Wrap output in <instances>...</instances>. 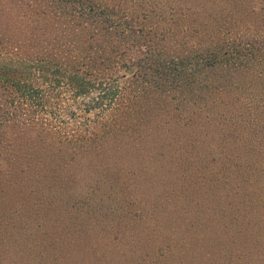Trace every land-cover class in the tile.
<instances>
[{"label":"rangeland","instance_id":"1","mask_svg":"<svg viewBox=\"0 0 264 264\" xmlns=\"http://www.w3.org/2000/svg\"><path fill=\"white\" fill-rule=\"evenodd\" d=\"M165 3L180 32L183 7L193 16L200 47L232 49L215 70L216 122L0 189L1 264H183L187 239L218 264H264V0Z\"/></svg>","mask_w":264,"mask_h":264},{"label":"trees","instance_id":"2","mask_svg":"<svg viewBox=\"0 0 264 264\" xmlns=\"http://www.w3.org/2000/svg\"><path fill=\"white\" fill-rule=\"evenodd\" d=\"M165 2L0 0L1 190L145 148L173 123L214 125L215 70L232 49L200 47L193 16L183 7L180 32ZM195 251L183 241V264H218Z\"/></svg>","mask_w":264,"mask_h":264}]
</instances>
